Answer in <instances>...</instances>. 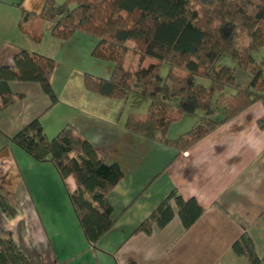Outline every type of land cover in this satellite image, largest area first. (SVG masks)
Returning <instances> with one entry per match:
<instances>
[{"label": "crops", "instance_id": "0c3cea01", "mask_svg": "<svg viewBox=\"0 0 264 264\" xmlns=\"http://www.w3.org/2000/svg\"><path fill=\"white\" fill-rule=\"evenodd\" d=\"M44 3L0 0V67L12 66L22 50L52 58L49 81L57 97L51 103L38 82L0 81V99L22 95L0 110V191L16 212L7 216L0 208V231H8L36 264H249L232 250L243 232L237 216L248 223L255 250L263 256L264 129L257 126L263 105L252 103L185 151L132 132L124 127L126 117H145L134 111L123 115L132 94L123 103L81 85L80 73L108 79L113 70L110 61L92 56L96 38L76 32L60 40L43 29L39 18L26 25L30 31L44 30L39 42L19 28L22 11L38 14ZM35 118L48 138L71 124L107 162L124 171L108 194L114 224L94 246L85 239L54 166L11 142ZM66 181L74 189L72 177ZM174 189L184 199L194 197L205 208L203 214L189 228L175 216L150 234L135 233Z\"/></svg>", "mask_w": 264, "mask_h": 264}, {"label": "trees", "instance_id": "16d2710c", "mask_svg": "<svg viewBox=\"0 0 264 264\" xmlns=\"http://www.w3.org/2000/svg\"><path fill=\"white\" fill-rule=\"evenodd\" d=\"M39 18L43 29L60 40L80 32L96 38L92 56L113 64L108 79L83 72L79 74L85 91L123 103L133 93L148 99L145 117L130 114L124 127L148 138L185 151L219 124L231 119L252 103L264 108V61L256 63L251 51L264 45V0H45L40 13L23 10L19 28L32 41L39 42L44 30L30 31L27 23ZM247 37L246 44L240 40ZM226 53L236 66L249 71L251 79L242 85L234 69L219 64ZM139 62H155L137 68L126 65L127 55ZM166 64L165 77L159 73ZM55 61L26 50L14 57L12 66L0 67V81L38 82L51 103L57 101L50 84ZM205 78L208 85L195 82ZM232 90V91H231ZM22 95L8 94L0 99V110ZM223 109V117L215 114ZM122 111V108H121ZM121 112H119L118 117ZM184 114L196 117L191 128L175 138L166 133ZM264 129V113L257 119ZM11 142L38 162H50L58 172L82 233L95 245L113 226L108 194L123 178L117 163H109L71 124L48 138L38 118L11 137ZM72 177L70 190L67 178ZM0 208L7 216L15 209L0 191ZM205 211L194 198L184 199L172 190L136 227L135 233L150 234L178 216L189 228ZM243 229L232 250L249 264H264L249 235L248 223L234 216ZM0 264H36L8 231H0Z\"/></svg>", "mask_w": 264, "mask_h": 264}, {"label": "rangeland", "instance_id": "374dc122", "mask_svg": "<svg viewBox=\"0 0 264 264\" xmlns=\"http://www.w3.org/2000/svg\"><path fill=\"white\" fill-rule=\"evenodd\" d=\"M64 0H57V3H61ZM248 41L247 37H243L240 40V44H246V42ZM130 55V54H128ZM251 55L254 58L256 63H261L264 61V45L256 50L251 51ZM132 56V55H131ZM155 60L151 59V58H147L145 59L143 62H139L137 57H128L126 59V65L130 66V67H140V66H148L151 63H154ZM219 64L222 66H227V67H231L233 68L235 71V79L238 83L242 84V85H246L249 83V81L247 82V79H251V75L249 73L248 70L243 69L242 67L236 66L235 61L226 53H224L220 60H219ZM168 72V66L166 64H162L160 66V70L159 73L162 77H165L166 73ZM195 82L198 83H202L204 85H208L209 81L205 78H201V77H196L195 78ZM232 91V90H231ZM148 99L138 95V94H132L131 97L128 99V101L126 102L125 105V110L123 115L126 116L128 111H134L133 113L135 115H145L144 113L146 112V108L148 106ZM221 118L223 117V109L221 108V111L217 114H215L213 117ZM196 120V117L190 114H184L179 121L172 123L169 128L168 131L166 133L167 136H173V135H178L179 133H185L187 132L192 124L194 123V121ZM52 138V137H51ZM52 164V163H51ZM62 181V180H61ZM63 183V182H62Z\"/></svg>", "mask_w": 264, "mask_h": 264}]
</instances>
